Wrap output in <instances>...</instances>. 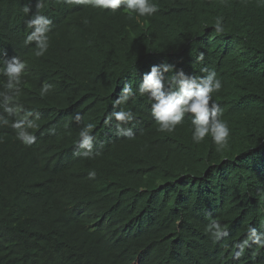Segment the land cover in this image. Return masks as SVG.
<instances>
[{
	"label": "trees",
	"instance_id": "trees-1",
	"mask_svg": "<svg viewBox=\"0 0 264 264\" xmlns=\"http://www.w3.org/2000/svg\"><path fill=\"white\" fill-rule=\"evenodd\" d=\"M154 2L159 11L140 20L123 9L57 0L40 10L53 34L45 56L30 54L20 97L26 111L39 113L36 141L26 146L10 126L0 127V264H130L137 256L138 264H187L186 241L197 229L206 252L191 264H217L235 244L209 237L212 220L226 223L231 236L246 238L249 225L264 231V4ZM36 11L35 0H0V61L23 46L25 21ZM162 63L189 76L216 73L222 89L213 100L229 125L228 147L217 151L210 137L194 143L188 117L171 133L158 131L146 100L137 98L128 102L139 121L131 138L116 136L99 158H72L86 123L96 125L98 142L115 137V123L104 121L118 93ZM44 83L54 88L41 97ZM53 150L67 156L55 160ZM92 169L95 179L87 175ZM250 258L246 264H264V248Z\"/></svg>",
	"mask_w": 264,
	"mask_h": 264
},
{
	"label": "clouds",
	"instance_id": "clouds-1",
	"mask_svg": "<svg viewBox=\"0 0 264 264\" xmlns=\"http://www.w3.org/2000/svg\"><path fill=\"white\" fill-rule=\"evenodd\" d=\"M57 2L66 6L85 5L101 12L110 10L115 13L123 9L128 18L136 20L151 17L159 11V5L154 0H57ZM260 2L264 4V0ZM46 3L47 0H35L37 11L25 21L28 34L24 40L19 42L23 46L11 49L10 56L0 61V76L6 78L5 81L0 82L4 89L0 91V127L10 126L15 132L16 139L26 146L36 141L33 130L39 128L37 123L39 113L26 111L20 102V97L29 84L32 62L29 61L30 54L33 53L37 58L43 57L50 46L54 24L47 15L40 11ZM21 10L25 16L32 11L27 4ZM222 22L223 17L221 16L215 19L214 30L217 34L224 32ZM33 44L34 47L30 46ZM199 59H203V54ZM165 73L170 75L165 78ZM53 88L54 85L44 83L39 89V95L45 97ZM221 89L222 82L214 71L207 72V75L189 76L182 70L174 71L173 65L166 63L153 65L142 76L137 87L134 88L131 83H125L113 101L115 112L108 114L104 123H115V137L108 142H98L93 134L96 125L91 122L86 123L78 132V139L70 150V156L84 159L99 158L108 149L109 143L117 140V137L131 138L133 133L137 132L139 121L136 112L128 108V102L135 101L137 98L146 100L143 103L149 110L150 123L154 121L158 131L171 133L188 117L192 141L200 144L205 141L206 137H210L217 151H222L229 145L230 129L227 121L222 119L223 110L213 100V94L220 92ZM72 120L79 123L82 120L81 114L77 112ZM63 156H67L65 151H52V158L55 160ZM87 175L89 179H95L97 172L92 169ZM34 221L33 219L31 223L33 227ZM225 224L220 223L219 220H212L206 227V232L214 242L232 238L235 244L229 254L217 264H246L252 260L250 255L257 252L258 246L264 248V231H258L257 228L249 225L246 238L237 232L231 236ZM150 232L158 234L153 228ZM149 242L152 252L159 253V245L152 240ZM205 252V235L197 229L189 234L182 262L191 264L202 260ZM138 261L137 256L130 264H138Z\"/></svg>",
	"mask_w": 264,
	"mask_h": 264
}]
</instances>
